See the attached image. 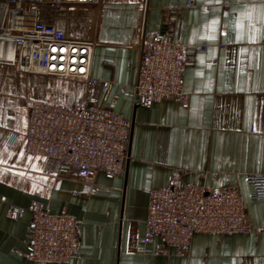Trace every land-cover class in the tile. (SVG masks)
<instances>
[{
  "label": "crops",
  "instance_id": "1",
  "mask_svg": "<svg viewBox=\"0 0 264 264\" xmlns=\"http://www.w3.org/2000/svg\"><path fill=\"white\" fill-rule=\"evenodd\" d=\"M93 15L96 105L131 123L125 172L92 175L90 191L59 162L28 156L27 103L70 106L85 85L0 63V264H32L25 257L30 213L9 214L10 205L27 209L32 201L75 219L79 249L67 264H264V203L251 200L246 181L264 174V0H101L76 7L62 27L84 38ZM140 29L147 39L167 32L183 46L186 105H133L139 54L131 45ZM0 59H13L11 46L0 42ZM12 133L19 136L9 147ZM183 184L237 189L250 232L194 234L184 251L155 237L140 251L149 192Z\"/></svg>",
  "mask_w": 264,
  "mask_h": 264
},
{
  "label": "built area",
  "instance_id": "2",
  "mask_svg": "<svg viewBox=\"0 0 264 264\" xmlns=\"http://www.w3.org/2000/svg\"><path fill=\"white\" fill-rule=\"evenodd\" d=\"M101 0H0V42L11 46L13 59L0 62L29 74L83 81L84 93L70 106L29 101L26 106L25 153L59 162L73 178L92 190L89 178L102 173L121 176L128 160L130 121L96 105L94 90L99 80L90 74L96 41L97 15L92 33L84 38L70 35L62 25L81 7H97ZM139 54L130 93L135 107L172 99L186 105L183 89L182 48L178 39L160 32L147 39L140 29L131 45ZM12 133L11 147L18 138ZM250 198L264 203V174L247 175ZM25 210L30 224L25 257L32 264H67L78 253L79 236L75 219L65 213L52 214L39 202L27 209L10 205L11 219ZM144 234L138 249L155 237L167 247L186 250L194 234H247L251 227L237 189L206 191L195 184L169 185L149 192Z\"/></svg>",
  "mask_w": 264,
  "mask_h": 264
},
{
  "label": "rangeland",
  "instance_id": "3",
  "mask_svg": "<svg viewBox=\"0 0 264 264\" xmlns=\"http://www.w3.org/2000/svg\"><path fill=\"white\" fill-rule=\"evenodd\" d=\"M0 63H2V62H0ZM16 67V66H15ZM17 68V67H16Z\"/></svg>",
  "mask_w": 264,
  "mask_h": 264
}]
</instances>
